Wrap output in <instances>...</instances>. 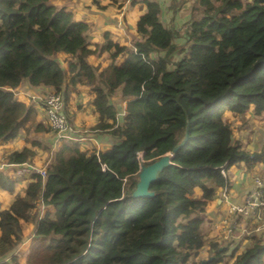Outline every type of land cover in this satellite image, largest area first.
Returning a JSON list of instances; mask_svg holds the SVG:
<instances>
[{
	"label": "trees",
	"instance_id": "16d2710c",
	"mask_svg": "<svg viewBox=\"0 0 264 264\" xmlns=\"http://www.w3.org/2000/svg\"><path fill=\"white\" fill-rule=\"evenodd\" d=\"M54 1L0 0V142L35 117L12 92L23 83L61 94L65 85L88 87L99 119L93 129L115 142L103 152L61 142L44 178L30 172L24 195L0 205V264H21L22 223L33 226L24 264H188L207 246L201 215L228 184L227 170L264 166V148L242 149L224 120L227 111L264 121V0H195L199 14L187 22L188 46L174 62L175 35L154 0H142L131 51L108 32L91 46L88 25ZM61 53L66 68L55 59ZM104 53L110 63L98 73L88 58ZM117 91L125 100L120 118L110 102ZM186 125V144L150 185L154 196L132 198L137 155L147 162L170 152ZM36 148L12 151L3 163L24 164ZM15 186L0 172L1 190ZM249 239L240 254L238 245L211 242L200 264H264V238Z\"/></svg>",
	"mask_w": 264,
	"mask_h": 264
},
{
	"label": "crops",
	"instance_id": "0c3cea01",
	"mask_svg": "<svg viewBox=\"0 0 264 264\" xmlns=\"http://www.w3.org/2000/svg\"><path fill=\"white\" fill-rule=\"evenodd\" d=\"M59 1L60 0L54 1V4L59 6ZM84 1L85 0H69L68 5H64V7H67L73 12L76 20L83 21L88 25V31L86 33L88 43L91 46L101 45L103 42V33L108 32L114 43L126 47L129 51L133 50L132 44L134 40L139 39L135 31V23L137 18L146 11L142 0H111V2H109V0H101L103 8L93 9L92 11L95 12L88 15H84V12L81 11ZM154 1L160 6V20L164 26H166L165 23H179V20H181L179 16L174 20L177 8L175 10L172 3L176 0ZM79 2L81 5H78ZM132 2H134V4H132ZM180 2L185 3L187 0H180ZM170 4L172 5L170 6ZM165 11H167V13ZM85 12L88 13V11ZM79 15L84 16L85 19L79 18ZM89 17H92V19ZM58 55L63 56V58L66 59L68 58V55L63 53ZM123 60L124 58H119L117 59V62H122ZM88 63L92 66L99 67V73L103 68L109 65L110 59L108 55L104 53L100 57L97 55L89 57ZM62 67L66 68V66ZM12 92L17 101L24 103L27 107L32 109L35 117L25 124L24 128L19 131L18 136L13 141L8 143L0 142V172L16 180V186L12 193L0 189L1 208H8L14 200L24 195L25 187L30 175L29 167H46L51 160L52 154L61 146V143L59 144L55 142L53 133L47 130L45 115L41 106V99L46 94L53 93V90L49 87L42 86L33 88L29 87L27 83H23L16 89L12 90ZM64 92H66V106H64L63 109L64 115L70 122V125L78 132V136L85 138V140L81 141V144L78 145L80 150H95L103 152L110 149L115 141L111 139V137L101 134V132L93 129L99 119L95 107L93 106L94 94L90 89L79 84H76L75 86L65 85L62 89V95ZM116 93L117 92L114 94L116 95ZM122 112H119L120 114L118 117H120ZM38 125L43 128V131L37 129ZM32 142L39 144L40 148L35 149V156L30 158L26 163L21 165H6L3 163L5 155L12 151L20 150L23 147H28ZM82 147H84V149H82ZM261 166L262 165H258L252 169H248L243 165L242 167H231L227 170V177L229 179L227 184L228 199L231 202L237 204L243 202L244 196L253 183V177L255 175L261 176V173L264 172V166ZM203 214L206 225L203 222L202 224H204L205 227L208 226L209 231L214 237L218 236L221 239L219 241L230 239L229 241L231 243L229 244L228 242L227 244L230 245L228 246L229 249L238 245L236 254H240L244 247H247L248 245L247 243L243 244V246H241V244L239 245L238 234L243 235L242 237L245 238V241H247L252 234L264 238L262 235L264 233L261 234L260 231L255 232V228L259 225L258 222H255V225L252 226L247 218H242L239 215L230 216V214L227 213L226 207L222 203L221 188L216 190L214 200L208 204ZM223 219L229 220L228 223L236 222L231 233H227L225 226L222 224L213 226L215 223H222ZM208 221L210 224H208ZM22 227L24 242L15 251V254L19 256L21 264H24L25 255L30 245L31 238L33 237V226L28 223H22ZM262 227L264 228V225H262ZM25 231H27V235L25 234ZM245 231H251L252 234H246ZM207 242L217 243V240L211 238V240ZM228 260L229 262L232 261V259Z\"/></svg>",
	"mask_w": 264,
	"mask_h": 264
},
{
	"label": "rangeland",
	"instance_id": "374dc122",
	"mask_svg": "<svg viewBox=\"0 0 264 264\" xmlns=\"http://www.w3.org/2000/svg\"><path fill=\"white\" fill-rule=\"evenodd\" d=\"M69 0H60L59 1V6H64V5H68ZM106 2V1H105ZM109 2H111V0H109ZM110 4V3H109ZM173 4V7L177 8V13L176 16H174V20L177 19V17L179 16V18H181V20H179L178 24H168L165 23L166 28H170L173 30L174 35H175V40H174V45H175V50L173 51V53L171 54L170 58H171V62H174L175 60H177L182 54L179 52H182L183 50L187 49L188 43L185 40V33L187 30V22L190 20L191 16H195L197 17L199 12L197 11L198 7H197V3L195 2V0H187V2L185 3H181L180 0H176ZM170 4V6L172 5ZM78 5H81V3L79 2ZM83 8H82V12H84V15H88V14H93L95 11H92L93 9H102V5H101V0H85L83 2ZM80 11V10H79ZM85 11H88V13H86ZM78 12V11H77ZM167 13V11H165ZM81 14V13H80ZM83 15V14H82ZM79 15V18L85 19L84 16ZM90 19H92V17H89ZM176 22V21H175ZM133 45V44H132ZM157 56H163V52H160L158 54H155V58ZM55 59L58 61L59 64H61L62 66H66V62L67 59L63 58V56L60 55H56ZM124 99H122L120 97V92L117 91L116 95L114 94V96H112V98H110V102L117 107V115H119L122 111V109L124 108ZM226 114V115H225ZM224 114V120L225 122L229 123L232 127V133H233V141H235L237 144L240 145V147H242V149L247 150L249 152L252 151H259L262 147L264 148V121L260 120V119H255L254 117H252L251 114H247L243 117H233L229 112H225ZM120 118V117H119ZM67 142H72L73 140H65ZM76 142V141H74ZM79 144H81L79 142ZM82 149H84V147H82ZM86 150V149H85ZM262 167V166H261ZM264 168V167H263ZM264 171V170H263ZM261 176L264 178V172L261 173ZM215 197V195H214ZM218 198V197H217ZM214 200V198H213ZM223 203V200H222ZM204 214L201 215V219L202 222L205 224L204 222ZM229 220L223 219L222 223L218 222L213 224V226L222 224L223 226H226ZM202 224L201 225V229L204 233V239L206 242L207 246H210L211 242H207L209 240H211V238L216 239L217 240V244L221 246V248H223L224 246H230L227 245L228 242L229 244L231 243L229 240H224V241H219L221 240L218 236L214 237L211 232L209 231L208 226L205 227V225ZM208 224L209 221H208ZM250 224L255 225V222L252 220H250ZM257 225V223H256ZM253 228V227H252ZM261 234L264 233V228L261 227L260 230ZM25 234L27 235V231H25ZM239 235V245L241 244V246H243V244H248L250 245L251 242L249 239H247V241H245V238H243L241 234ZM264 236V234H262ZM247 245V246H248ZM210 256V253L208 251L207 248H203L202 250H200L196 256L192 257L189 260L188 264L191 263H202V261H205L208 259V257ZM225 262H229V260L227 258H225L224 260Z\"/></svg>",
	"mask_w": 264,
	"mask_h": 264
},
{
	"label": "built area",
	"instance_id": "2783aa9c",
	"mask_svg": "<svg viewBox=\"0 0 264 264\" xmlns=\"http://www.w3.org/2000/svg\"><path fill=\"white\" fill-rule=\"evenodd\" d=\"M41 106L44 111L46 126L53 133L56 143L60 144L65 140H73L76 142L85 140V138L78 136V132L73 126L69 125L63 112L64 103L61 93L53 92L46 94L41 99ZM137 159L139 163L144 162L140 154L137 155ZM29 172L38 174L42 178L45 177V167H29ZM220 173L225 176L224 167L220 168ZM221 191L223 204L226 207L227 213L230 214V216L239 215L242 218H247L249 221L253 220L254 222H258L259 225L255 228V232H259L262 225H264V178L260 175H255L253 177V183L244 196L241 204L231 202L228 199L227 185H224ZM234 225H236V222L227 223L225 226L226 232L231 233ZM245 233L252 234L251 231H245Z\"/></svg>",
	"mask_w": 264,
	"mask_h": 264
},
{
	"label": "water",
	"instance_id": "95a60500",
	"mask_svg": "<svg viewBox=\"0 0 264 264\" xmlns=\"http://www.w3.org/2000/svg\"><path fill=\"white\" fill-rule=\"evenodd\" d=\"M188 139V125L185 127L182 140L176 144L172 150L159 158L152 161L139 163V170L136 174L137 182L135 189L133 190L132 198L148 199L154 196V193L150 191V185L156 181L158 174L162 172L166 167L172 165V159L175 153L183 147ZM211 259L204 263L210 262Z\"/></svg>",
	"mask_w": 264,
	"mask_h": 264
}]
</instances>
